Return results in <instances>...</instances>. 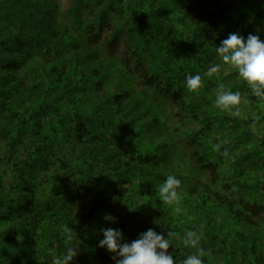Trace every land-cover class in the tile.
Listing matches in <instances>:
<instances>
[{"label": "trees", "instance_id": "16d2710c", "mask_svg": "<svg viewBox=\"0 0 264 264\" xmlns=\"http://www.w3.org/2000/svg\"><path fill=\"white\" fill-rule=\"evenodd\" d=\"M230 33L264 41V0H0V264L69 246L70 264H115L107 228L178 233L175 264L197 248L203 264H264V100L217 54ZM220 85L239 116L216 107ZM169 175L179 213L158 191Z\"/></svg>", "mask_w": 264, "mask_h": 264}, {"label": "clouds", "instance_id": "9594fccd", "mask_svg": "<svg viewBox=\"0 0 264 264\" xmlns=\"http://www.w3.org/2000/svg\"><path fill=\"white\" fill-rule=\"evenodd\" d=\"M216 52L223 64L234 69L247 83L253 96L264 100V41L253 34H249L245 41L239 34L230 33L226 39L221 41ZM220 70V64L213 65L209 67L206 75L211 77L218 74ZM186 87L190 92H197L201 87V76L199 74L186 76ZM240 99V92L226 91L223 85H220L216 96V107L229 111L233 116H239ZM215 147L219 151L220 146L216 145ZM223 155L228 156L227 150L223 152ZM180 183V180L175 176L169 175L158 187L162 202L172 207L177 213L182 211L177 191ZM104 219L115 222V218L111 215H105ZM102 233L104 238L99 241V247L106 248L109 253H115L112 256L115 264H175L173 257L168 254V249L172 246L171 239L179 236L174 231H169L165 238L154 230L148 229L131 243L120 242L123 235L119 230L107 228L103 229ZM64 234L69 242L76 237L75 232L67 226ZM199 239L195 230L186 231L182 237L183 243L192 248H197ZM78 255V246H69L62 257L53 258L52 264H70ZM205 255L207 253L203 248H197V252L189 255L182 264H203L201 258Z\"/></svg>", "mask_w": 264, "mask_h": 264}, {"label": "rangeland", "instance_id": "374dc122", "mask_svg": "<svg viewBox=\"0 0 264 264\" xmlns=\"http://www.w3.org/2000/svg\"><path fill=\"white\" fill-rule=\"evenodd\" d=\"M58 1L60 2L61 8H64L68 0H58ZM121 48H122V45L118 46L117 51L121 52L122 51Z\"/></svg>", "mask_w": 264, "mask_h": 264}]
</instances>
